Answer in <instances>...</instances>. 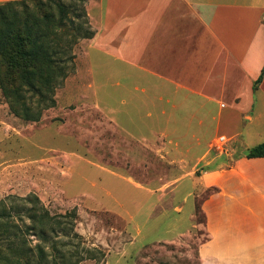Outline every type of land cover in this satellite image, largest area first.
Returning <instances> with one entry per match:
<instances>
[{
  "label": "crops",
  "instance_id": "crops-1",
  "mask_svg": "<svg viewBox=\"0 0 264 264\" xmlns=\"http://www.w3.org/2000/svg\"><path fill=\"white\" fill-rule=\"evenodd\" d=\"M86 10V53L135 84L121 98L127 135L149 148L163 139L173 164L171 149L229 141L232 163L192 161L214 165L197 182L214 191L202 205L201 264H264V158L246 157L264 143V0H87Z\"/></svg>",
  "mask_w": 264,
  "mask_h": 264
},
{
  "label": "rangeland",
  "instance_id": "rangeland-1",
  "mask_svg": "<svg viewBox=\"0 0 264 264\" xmlns=\"http://www.w3.org/2000/svg\"><path fill=\"white\" fill-rule=\"evenodd\" d=\"M90 39L74 47L56 104L40 121L18 117L0 85V202L11 207L34 195L51 215L70 214L66 229L50 233L48 264L55 255L58 264H201L202 205L214 191L197 182L214 165L192 161L208 153L216 165L232 159L214 149L220 135L207 149H171L178 164L163 157V139L149 148L127 135L121 98L135 93V84L122 68L86 53ZM19 216L30 224L25 213L12 221L23 226ZM25 235L32 246L39 243Z\"/></svg>",
  "mask_w": 264,
  "mask_h": 264
},
{
  "label": "trees",
  "instance_id": "trees-1",
  "mask_svg": "<svg viewBox=\"0 0 264 264\" xmlns=\"http://www.w3.org/2000/svg\"><path fill=\"white\" fill-rule=\"evenodd\" d=\"M86 2L15 0L0 5V85L18 117L38 122L44 110L55 106V89L75 60L74 47L94 37ZM246 157L264 158V143L249 149ZM10 203L0 202V264H48L50 233L66 229L70 214L51 215L34 195ZM15 213H25L30 224L22 216L23 226L14 223ZM26 233L39 237V243L32 246ZM56 257L52 264H58Z\"/></svg>",
  "mask_w": 264,
  "mask_h": 264
},
{
  "label": "built area",
  "instance_id": "built-area-1",
  "mask_svg": "<svg viewBox=\"0 0 264 264\" xmlns=\"http://www.w3.org/2000/svg\"><path fill=\"white\" fill-rule=\"evenodd\" d=\"M227 142H228V139L225 136H220L214 143V149L224 154L226 152Z\"/></svg>",
  "mask_w": 264,
  "mask_h": 264
}]
</instances>
